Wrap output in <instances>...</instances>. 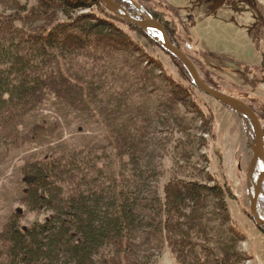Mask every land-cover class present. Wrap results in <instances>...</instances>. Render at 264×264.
I'll return each instance as SVG.
<instances>
[{"label": "rangeland", "instance_id": "obj_1", "mask_svg": "<svg viewBox=\"0 0 264 264\" xmlns=\"http://www.w3.org/2000/svg\"><path fill=\"white\" fill-rule=\"evenodd\" d=\"M162 2L177 10L176 17L164 5L159 8L165 20L176 25L178 41L196 45L198 51H187L200 61L202 76L264 115V42L255 43L264 35V0H231L229 9L223 8L226 0ZM148 3L158 8L157 2ZM41 6V0H0V36L13 35L7 33L10 27H18L24 36L36 35L38 30L68 21L61 13L46 15ZM93 13H103L100 17L114 24L122 31V40H127L115 49L110 46L113 42L101 41V60L90 50L86 53L90 55L81 53L68 67L64 59L47 57L44 73L60 76L59 64L70 82H63L64 86L78 94H51L17 121L16 109L5 114L13 119L7 129L0 128V235L14 220L20 227H29L50 215L31 212L24 202L26 166L81 149L115 148L118 133H136L143 124L161 141L145 153L152 172L145 177L150 188L161 195L171 181L220 188L204 205L187 210L170 234L147 249L148 262L264 264V230L251 217L247 195L252 150L246 123L197 90L182 65L142 30L130 28L103 5L77 12ZM173 90L183 99L162 114L167 124L158 127L153 114L169 109L165 101ZM260 211L264 215V208ZM5 249L0 240V263L6 261Z\"/></svg>", "mask_w": 264, "mask_h": 264}, {"label": "trees", "instance_id": "obj_2", "mask_svg": "<svg viewBox=\"0 0 264 264\" xmlns=\"http://www.w3.org/2000/svg\"><path fill=\"white\" fill-rule=\"evenodd\" d=\"M135 1L146 8V14L165 26L171 41L202 71L200 61L187 51H198L196 45L178 41L176 25L166 21L165 14L159 11L164 1L149 0L158 3L157 9L149 7L148 0ZM121 4L132 14L139 15L129 3ZM41 5L46 15L61 13L68 21L38 30L36 35L24 36L18 27H10L7 33L13 35L4 33L0 36L2 130L7 129L13 119L5 116L14 109L18 112L17 121L51 94H78V91H69L70 86H64L63 82L69 85L70 82L62 75L59 64L60 76L44 73L47 57H55L58 61L64 59L68 67L74 65L81 53L90 55L86 54L90 50L97 60H101V41L113 42L110 46L115 49L127 40H122L124 35L114 24L100 17L103 13L77 14L92 6L102 8L99 3L41 0ZM164 6L166 11L177 15V10L170 5ZM2 30L4 32L5 28ZM255 41L258 45L259 39ZM261 65L264 67V58ZM183 72L186 73L185 69ZM203 79L211 87L239 97L221 88L207 75ZM175 87L184 91L180 86ZM178 96L173 90L165 101L169 109L153 114L152 119L158 127L167 124L162 114L174 110V104L183 99ZM246 103L257 113L264 128L263 113ZM247 128L254 140L250 125ZM115 142V148L106 145L100 149H81L24 168L28 179L24 202L28 210L50 215L29 227H20L16 220L10 223L0 235L2 248H6V261L0 264H151L145 254L147 249L170 234L187 210L204 205L216 190H220L217 185L209 187L194 181H171L161 195L158 189L150 188L145 182V177L152 174L149 159L145 157L146 149L160 145V139L154 138L151 130L142 124L136 133H118ZM262 188L264 192V184ZM223 208L227 210L226 203ZM259 208H264V197L260 198Z\"/></svg>", "mask_w": 264, "mask_h": 264}, {"label": "water", "instance_id": "obj_3", "mask_svg": "<svg viewBox=\"0 0 264 264\" xmlns=\"http://www.w3.org/2000/svg\"><path fill=\"white\" fill-rule=\"evenodd\" d=\"M90 1L103 5L115 17L122 19L130 26H134L148 34L164 51L182 65L197 90L228 107L240 116L247 126L250 125L254 140H251L249 130L247 129V137L252 150V160L247 171L246 179L247 195L249 198L251 217L255 225L264 230V215L259 208L260 198L264 197L262 189L264 182V128L257 113L246 102L208 85L190 57L171 41L165 26L154 17L146 14L142 5L137 1ZM121 2L131 4L139 15L132 14ZM152 32L156 34L154 35Z\"/></svg>", "mask_w": 264, "mask_h": 264}, {"label": "crops", "instance_id": "obj_4", "mask_svg": "<svg viewBox=\"0 0 264 264\" xmlns=\"http://www.w3.org/2000/svg\"><path fill=\"white\" fill-rule=\"evenodd\" d=\"M231 0H226V3H227V5L226 6H223V8H228L229 9V7L231 6V3L232 2H230ZM236 1V0H235ZM259 4H262V3H259ZM250 34V33H249ZM262 35V34H261ZM262 36H264V35H262ZM260 37L259 36V42H262V40H263V42H264V38L263 37ZM252 40V39H251ZM252 42V41H251ZM254 42V41H253ZM256 42V41H255ZM252 44H254V43H252ZM255 49V48H254ZM256 64V63H255ZM260 63H257L256 65H259Z\"/></svg>", "mask_w": 264, "mask_h": 264}]
</instances>
